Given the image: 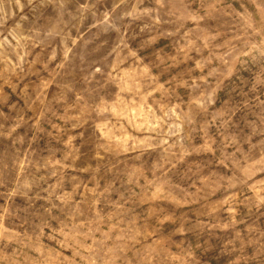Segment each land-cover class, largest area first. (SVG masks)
I'll return each mask as SVG.
<instances>
[{
  "label": "rangeland",
  "instance_id": "1",
  "mask_svg": "<svg viewBox=\"0 0 264 264\" xmlns=\"http://www.w3.org/2000/svg\"><path fill=\"white\" fill-rule=\"evenodd\" d=\"M0 264H264V0H0Z\"/></svg>",
  "mask_w": 264,
  "mask_h": 264
}]
</instances>
